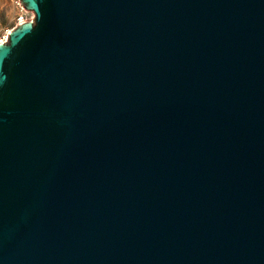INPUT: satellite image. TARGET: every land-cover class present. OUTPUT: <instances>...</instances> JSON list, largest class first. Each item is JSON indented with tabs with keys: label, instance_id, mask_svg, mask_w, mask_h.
Listing matches in <instances>:
<instances>
[{
	"label": "water",
	"instance_id": "95a60500",
	"mask_svg": "<svg viewBox=\"0 0 264 264\" xmlns=\"http://www.w3.org/2000/svg\"><path fill=\"white\" fill-rule=\"evenodd\" d=\"M19 2L0 264H264V0Z\"/></svg>",
	"mask_w": 264,
	"mask_h": 264
},
{
	"label": "rangeland",
	"instance_id": "374dc122",
	"mask_svg": "<svg viewBox=\"0 0 264 264\" xmlns=\"http://www.w3.org/2000/svg\"><path fill=\"white\" fill-rule=\"evenodd\" d=\"M30 17L28 11L19 5V0H0V38L15 28L17 17Z\"/></svg>",
	"mask_w": 264,
	"mask_h": 264
},
{
	"label": "built area",
	"instance_id": "2783aa9c",
	"mask_svg": "<svg viewBox=\"0 0 264 264\" xmlns=\"http://www.w3.org/2000/svg\"><path fill=\"white\" fill-rule=\"evenodd\" d=\"M19 5H20V2H19ZM22 6V5H21ZM23 7V6H22ZM24 9V8H23ZM27 11V10H26ZM28 13L30 14V17L29 18H26L24 15H20L19 17H17V20H16V24H15V27L17 26V25H20V24H22V23H24V22H27V21H33V19H34V15L33 14H31L29 11H28ZM5 42H7V35L6 36H4V37H2V38H0V43H5Z\"/></svg>",
	"mask_w": 264,
	"mask_h": 264
},
{
	"label": "bare ground",
	"instance_id": "6f19581e",
	"mask_svg": "<svg viewBox=\"0 0 264 264\" xmlns=\"http://www.w3.org/2000/svg\"><path fill=\"white\" fill-rule=\"evenodd\" d=\"M0 44H2V43H0Z\"/></svg>",
	"mask_w": 264,
	"mask_h": 264
}]
</instances>
